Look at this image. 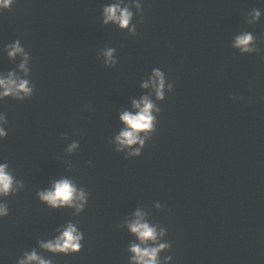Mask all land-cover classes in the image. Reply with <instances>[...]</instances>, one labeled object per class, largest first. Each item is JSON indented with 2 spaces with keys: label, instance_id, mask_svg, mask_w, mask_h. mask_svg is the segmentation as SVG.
Wrapping results in <instances>:
<instances>
[{
  "label": "water",
  "instance_id": "95a60500",
  "mask_svg": "<svg viewBox=\"0 0 264 264\" xmlns=\"http://www.w3.org/2000/svg\"><path fill=\"white\" fill-rule=\"evenodd\" d=\"M118 2L137 0H13L0 10V74L24 77L21 57L6 51L19 40L34 87L29 99L0 101L8 132L0 163L22 185L0 199L9 210L0 262L40 254L39 241L72 222L82 250L43 253L54 264H129L139 241L126 221L140 208L167 229L161 264L167 255L171 264H264V0H139L141 10L130 8L135 35L102 23L103 7ZM253 9L262 15L249 24ZM243 31L258 52L232 48ZM109 48L114 67L104 63ZM153 68L174 88L164 101L152 97L157 130L140 156H128L114 143L120 113L149 94L141 84ZM63 178L87 193L84 211L39 200Z\"/></svg>",
  "mask_w": 264,
  "mask_h": 264
},
{
  "label": "clouds",
  "instance_id": "9594fccd",
  "mask_svg": "<svg viewBox=\"0 0 264 264\" xmlns=\"http://www.w3.org/2000/svg\"><path fill=\"white\" fill-rule=\"evenodd\" d=\"M13 4V0H0V10L9 9ZM134 6L137 10H141L139 0L132 4L112 3L105 5L102 9V23L115 24L121 30H127L129 33L136 34V25L132 23L134 13L130 8ZM261 11L253 9L249 13L248 23H257L261 18ZM232 48L237 49L241 55L253 54L258 52L256 47V37L250 31H243L236 35ZM7 55L10 59L21 57L19 71L24 77L17 75L16 72L10 71L7 75L0 74V101L9 97L17 100H25L32 97L34 87L27 79L30 68L29 55L17 40L6 46ZM114 49H106L103 52L104 63L114 67L117 64V58L114 55ZM141 87L150 89L148 95H143L139 99L132 100V111L124 110L120 113V121L124 127L115 137L116 151H127L128 156L138 157L145 145V141L149 140L157 128V115L161 109L156 105L152 97L156 101H164L166 93H170L174 88V81L166 78L165 73L160 68H153L151 75L145 80ZM7 123L6 116L0 114V139L6 138L8 132L5 125ZM143 133V136L141 135ZM139 144L140 147H133ZM77 145L74 143L69 148L72 151ZM16 185V186H14ZM22 186L19 182L14 181L12 174L8 170L7 163H0V199L8 197L18 191V187ZM39 200L53 209L74 208L76 214L85 210L88 203L87 193L83 188L78 189L76 185L69 179L63 178L54 181L51 188L37 193ZM156 207H161L157 202ZM9 214L8 207L0 203V218ZM147 213L137 208L132 217L126 221L128 231L134 235L139 241L131 243L128 252L129 264H161V252L171 249V243L165 240L167 229L158 225L151 224L146 219ZM56 235L48 240H40V254L35 249L24 251L23 254L16 259V264H54L50 256L43 253H50L51 256L63 254L65 256L79 253L82 250L84 242V233L77 224L72 222L62 225L56 229ZM172 255L163 257V264H171ZM2 264V262H0Z\"/></svg>",
  "mask_w": 264,
  "mask_h": 264
}]
</instances>
